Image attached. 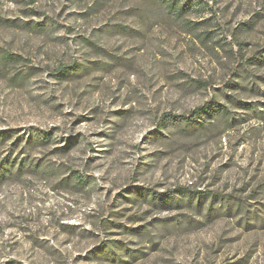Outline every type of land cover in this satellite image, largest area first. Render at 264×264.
Here are the masks:
<instances>
[{"label":"rangeland","instance_id":"1","mask_svg":"<svg viewBox=\"0 0 264 264\" xmlns=\"http://www.w3.org/2000/svg\"><path fill=\"white\" fill-rule=\"evenodd\" d=\"M187 2L0 0V264H264V0Z\"/></svg>","mask_w":264,"mask_h":264},{"label":"trees","instance_id":"2","mask_svg":"<svg viewBox=\"0 0 264 264\" xmlns=\"http://www.w3.org/2000/svg\"><path fill=\"white\" fill-rule=\"evenodd\" d=\"M158 1H160L161 3H163L164 4V6L165 7H167L168 8V10H169V12L173 15V16H175V17H178L181 13H183V12H185L186 11V9H187V7L189 6V3L187 2V3H184V4H182V5H180L179 6V8H178V10H177V12H175V13H173V12H171L170 11V9L171 8H175V6H176V4H177V2H178V0H170V1H168V0H158ZM166 2V3H165ZM200 114H202V111L200 110V111H195L193 114H192V117H186V118H184L183 117V119L185 120V121H187V122H195V121H197L199 118H200ZM172 118H174L171 114H166V115H164V117H163V121H167V120H170V119H172ZM162 121V122H163ZM45 135H48V133H45ZM48 141V139H47V136H44V137H42V140H41V142H47ZM2 166V165H1ZM0 166V176H3L2 175V170H1V168H3V167H1ZM21 167V166H20ZM4 177H2L1 179H3Z\"/></svg>","mask_w":264,"mask_h":264}]
</instances>
